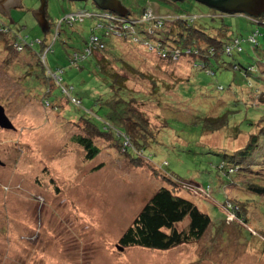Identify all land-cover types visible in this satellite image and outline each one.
Wrapping results in <instances>:
<instances>
[{"label": "rangeland", "instance_id": "374dc122", "mask_svg": "<svg viewBox=\"0 0 264 264\" xmlns=\"http://www.w3.org/2000/svg\"><path fill=\"white\" fill-rule=\"evenodd\" d=\"M46 1L53 32L50 42L58 21L66 13L83 9L96 15L71 28L62 24L59 36L51 44L53 52L47 53L48 66L52 71L63 69V83L73 86L72 95L81 99V106H67L63 99L54 100L53 107L45 106L41 97L45 82H39L34 73L22 75L20 69L25 61L34 59L12 44L9 48L0 39V104L14 126L10 130L0 128V264H264V195L244 188L249 181L264 186V136L259 135L256 152L247 163L249 172L233 175L230 182L229 178H220L216 169L223 158L220 153L227 149L224 146H243L250 134L260 129L252 123L260 121L264 103L253 108L246 102L253 101V106L259 102L256 99L261 90L264 92V66L250 75L249 80L257 87L252 93L254 88L249 87V80L240 71L211 64L216 72L211 75L198 66L191 67L194 61L187 55L175 60V64L181 63L175 66L143 43L105 37L108 49L138 70L140 76L126 73V86L150 97L145 102H135L148 118L150 129L160 130L163 118L167 126L161 128L157 142L147 148L144 156L139 154L143 162L140 167L131 166V158L108 138L95 141L100 152L88 161L81 147L72 141L73 136L85 134L83 120L76 115L88 114L103 121L106 107L101 101L107 97L108 79L92 57L80 61L78 66L67 57L82 48L93 31L100 33L94 27L101 20L97 16L106 9L90 0ZM120 2L129 11L126 16L130 15V19L138 17L144 8L154 9L155 17L163 18H179L180 13L203 14L198 23L217 39L226 38L216 32L223 22L231 35L244 40L243 53L234 57L235 62L255 67L264 62L263 21L253 22L242 14L213 12L194 0ZM37 4V0H21L24 8L12 9L9 16L0 11V21L21 28L20 34L29 42L41 40L44 32L31 11ZM175 21H166L168 36ZM254 30L259 32V48L245 41ZM143 37L156 44L154 36L144 33ZM117 45L119 51L114 48ZM101 56L102 53L97 54ZM224 59L233 61L227 56ZM112 62L114 58L112 69L125 72ZM151 79L163 87L162 99L171 98L170 103L160 104L155 93L149 95L153 90ZM233 91H243L244 101L233 102ZM61 92L55 87L51 98ZM94 98L102 100L94 105ZM172 107L174 111L170 110ZM224 112L228 116L227 127L202 134L196 116L216 117ZM168 178L175 182L180 194L209 213L211 222L204 235L168 250L117 246L153 193L161 186L171 187ZM206 185H210L207 191L203 189ZM230 203L237 208L228 210ZM186 223L185 220L179 226Z\"/></svg>", "mask_w": 264, "mask_h": 264}, {"label": "trees", "instance_id": "16d2710c", "mask_svg": "<svg viewBox=\"0 0 264 264\" xmlns=\"http://www.w3.org/2000/svg\"><path fill=\"white\" fill-rule=\"evenodd\" d=\"M173 1L177 2L178 0ZM209 8L212 9L213 12H219L223 15H231L230 13L221 12L211 7ZM152 12L157 13L154 11V9ZM116 14L120 15L118 13ZM234 14H242L245 15L250 21H263L264 24V14L258 17L250 16L244 12L232 13V15ZM177 15H179V18L182 16V19H174L176 20L174 23L175 26L173 28L170 27L169 36L165 32V30H167V24L165 23L161 28V31L163 32L160 33V35L165 38V41H162V49L165 48L166 50V48H168L169 53L171 50H180L178 58L181 59V55L189 56L190 60L194 61L191 67L198 66L199 69H204L207 73L214 75L216 72L210 68V65L215 64V66L222 69L229 68L233 71H240L243 77L249 80L251 73L260 71V69L264 66V62H259L257 67H255L253 65L245 66L238 61H234L235 56L243 53L242 42L244 40L231 35L228 26H226L223 22H221L222 25L221 27L217 28L216 32L219 35L226 36V38L217 39L208 33L202 24L200 25L198 23L199 20H201V16L203 14L196 16L194 14L180 13ZM213 17L214 14L211 15V18ZM63 18H61L57 23L55 36L53 37L52 42H50L52 39L51 34L53 33L51 32V23H49V30L44 32V38L29 42V40H26L20 34L21 28L16 29L0 21V39L7 43L6 45L9 48L11 44H21L22 49L20 52H22L23 55H27L28 57L34 59L32 61H25L24 66L18 68L23 70L22 75L27 77L28 75L34 73L39 82H45V84L43 83L45 86L44 93L41 95L42 102L45 106L50 105L53 107L55 105L54 100L63 99L67 106L72 103L76 107H79L81 106V99L76 95H72L74 90L73 86L63 83L61 73L63 72V69L57 68L52 71L48 66L47 53L53 50L51 48V44L59 36L61 32V25L64 24L68 27L70 26L71 28L74 24L83 22H74L73 24L69 25L63 21ZM95 29H100L99 34L95 33V31H93V33L97 35L102 47L92 50V53H84V55L80 57L78 56L76 59H74L73 54L75 52L80 54L83 53V49L87 46L89 41L88 37L85 39L82 48L77 50L75 49L71 54L68 55L67 60H69L72 65L78 66L80 61L85 60L88 57H92L100 73L105 79H108L106 80V82H108V91L106 94L107 97L104 100L101 98H94V105H98L100 103L99 100H102L101 105L106 107L103 114L105 117L102 122H98L90 115L88 116V114L87 116L85 114L76 115L83 120L85 134L73 136L72 141L81 147L85 160L90 161L94 159L100 152V149L95 144V141L103 138L111 139L115 148L119 147L125 156L131 158L129 163L131 166L140 167L143 162L140 158H138L139 154L144 156V152L147 150V148L150 147L151 144L157 142L158 133L161 131V128L167 126V124L165 118H163V126L159 128L160 130H158V128L156 131H152L150 129L148 118L136 105L138 101L145 102L150 97H147L148 95L141 91L133 90L132 87L126 86V82L128 81V76L126 73L131 72V74L135 73L137 76H140L137 74L138 70H136L134 66H132L127 61L121 59V57H116L111 49H108V45L104 41L105 37H112L116 40L131 43L126 37H124L123 34L125 31L121 28L117 29L121 34L118 36L111 31L107 32L105 28L94 27V30ZM258 34V30L251 31L245 41L252 44L253 47L259 48L258 40L256 39ZM250 38L253 40L251 41ZM235 39L238 41L237 44H234ZM120 45H117L114 48L119 51ZM229 47L230 49H228ZM261 50H263V48ZM44 53L45 59L43 60L41 55ZM98 53H102L101 58L97 57ZM226 56L233 58V61L226 62L224 59ZM112 58H114V62L112 63L115 67L124 69L125 72L123 74L115 71L114 68L112 69ZM165 60L170 61L168 63L174 64L175 66L181 65V63L175 64L171 58ZM200 64H203V66L201 67ZM53 73L58 76L54 77ZM151 82L153 85V90H150L149 95L155 93L157 95L155 100L159 101L160 104L170 103L169 101L171 98H166L169 101L162 99L164 94L161 89L163 87L161 88V85L159 83L157 84V82L155 83L153 79H151ZM248 83L249 87L253 89V80L252 83L251 80H249ZM55 87L61 88L62 94L55 95L51 98L52 90ZM232 87L233 86H230V90H232ZM256 90L257 87L253 89L252 93H254ZM232 93L233 95L231 96H234V99L232 100L233 102L244 101L245 94L243 91H233ZM256 100L259 101H257L258 103L256 106H253V101L249 103L246 102V104L255 108L260 106L261 103H264L263 90H261L260 97H258ZM173 109L175 108H170L171 111H174ZM65 111H67V109ZM194 112H196V110ZM227 112H224L223 114L216 117H209L207 114L203 118L196 116V118L199 119V122L201 123L200 125L202 134H208L209 132H213L217 129L226 128L228 122ZM179 118L185 117L179 116ZM252 125H254L256 128L260 127V129L257 132L250 134L248 142L245 145L235 147V149H233L234 146H224L227 149H224L220 153V156L223 158L216 165L217 174L220 178L226 177L227 179L229 178L230 182H232L231 178L233 175H239L241 173L244 175L245 172L250 171H248L247 168L251 157L256 152L255 147L259 140V135L264 136V113L258 124L255 125L252 123ZM261 129L263 130L261 133H259ZM219 164H221V166ZM230 167H234V169H230ZM166 180L168 183H171V187L164 185L159 187L153 193L150 199L141 208L132 224L123 232L119 238V244L117 246L123 248L127 246H137L148 249L168 250L179 245L196 241L204 235L211 222L209 213L202 210L197 205V203L188 196L180 194L178 188L175 186V182L170 181L169 178ZM209 187L210 185H206L203 187V189L206 188L205 191H207V188ZM244 188L248 192L250 191L258 195H264V186H261V184H258L257 182H245ZM230 205L226 206L228 210L229 208H237V205L234 203L233 206L231 203ZM185 220L187 221L186 225L179 226V224Z\"/></svg>", "mask_w": 264, "mask_h": 264}, {"label": "built area", "instance_id": "2783aa9c", "mask_svg": "<svg viewBox=\"0 0 264 264\" xmlns=\"http://www.w3.org/2000/svg\"><path fill=\"white\" fill-rule=\"evenodd\" d=\"M96 16L94 14H90L89 12L80 9V10H73L71 12L66 13V15L63 18V21L66 24H73L74 22H82L85 20V18ZM101 20H98L96 28H105L106 31H111L115 33L116 35H121L117 29H123L124 37H126L129 41L135 42V43H143L146 46L150 47L151 50L155 51L158 55L162 56L164 59L171 58L172 61L175 62V60L178 59V56L180 54V50H171V52H168V48L162 49V41H165V38L160 35L163 31H161V28L168 20H174L175 17L172 18V16L169 17H155V13H153L150 9L144 8L140 15L138 17H134L133 19H130L131 16H124V15H113L109 12H103L102 14L98 15ZM102 20H104L107 23H103ZM152 21L153 24L150 22ZM161 31V32H160ZM146 33L148 36H154L156 44L148 43V39H145L143 37V34ZM252 41L253 39L250 38ZM237 39L234 40V44H237ZM14 46L17 50L22 49V45L18 43H14ZM102 45L98 40L97 35L94 33L90 35L89 41L87 43V46L83 49V53H77L75 52L73 54L74 59H76L78 56L84 55V53H92V50L96 48H101ZM230 49V47L228 48ZM79 54V55H78ZM43 60L45 59V53L41 55ZM202 67L203 64H200ZM54 77H57L55 73H53Z\"/></svg>", "mask_w": 264, "mask_h": 264}, {"label": "water", "instance_id": "95a60500", "mask_svg": "<svg viewBox=\"0 0 264 264\" xmlns=\"http://www.w3.org/2000/svg\"><path fill=\"white\" fill-rule=\"evenodd\" d=\"M6 1V0H3ZM19 1V0H17ZM40 6L36 12L32 11L33 16L36 18L38 24L41 26V30L46 32L48 29V22L45 18V6L46 0H39ZM84 1V0H74ZM99 8L116 12L120 15L126 16L128 10L121 4L120 0H92ZM182 1V0H178ZM208 7L217 9L226 13H238L244 12L250 16L258 17L264 14V0H195ZM11 7L7 8L4 12L8 16L10 15ZM0 128L2 129H14V126L8 116L5 113L4 107L0 104Z\"/></svg>", "mask_w": 264, "mask_h": 264}, {"label": "flooded vegetation", "instance_id": "af4514ba", "mask_svg": "<svg viewBox=\"0 0 264 264\" xmlns=\"http://www.w3.org/2000/svg\"><path fill=\"white\" fill-rule=\"evenodd\" d=\"M38 1V7L33 11V12H36V10L39 8V6H40V1L39 0H37ZM68 1H70V2H72V1H74V0H68ZM90 1H92V0H90ZM162 1H165V2H168V3H172V2H175V1H173V0H162ZM47 2V1H46ZM93 2V1H92ZM94 3V2H93ZM95 4V3H94ZM96 5V4H95ZM9 7H11L9 10H10V12H11V10L12 9H14V8H24L22 5H21V0H19V1H17V0H6V1H3V0H0V11H5L7 8H9ZM45 10H46V6H45ZM151 10V9H150ZM152 11V10H151ZM102 12H109V13H111V14H113V15H117L115 12H113V11H110V10H105V11H103L102 10Z\"/></svg>", "mask_w": 264, "mask_h": 264}, {"label": "crops", "instance_id": "0c3cea01", "mask_svg": "<svg viewBox=\"0 0 264 264\" xmlns=\"http://www.w3.org/2000/svg\"><path fill=\"white\" fill-rule=\"evenodd\" d=\"M5 15H7V14H5ZM7 16H8V15H7ZM45 18H46V20H47V22H48V29H47V30H49V27H50L49 25H50V24H49V21H48V19H47L46 12H45Z\"/></svg>", "mask_w": 264, "mask_h": 264}, {"label": "clouds", "instance_id": "9594fccd", "mask_svg": "<svg viewBox=\"0 0 264 264\" xmlns=\"http://www.w3.org/2000/svg\"><path fill=\"white\" fill-rule=\"evenodd\" d=\"M129 14V13H128ZM130 16V15H129Z\"/></svg>", "mask_w": 264, "mask_h": 264}]
</instances>
